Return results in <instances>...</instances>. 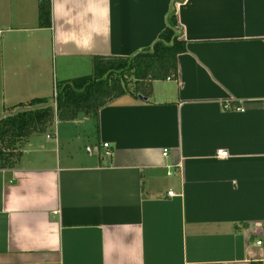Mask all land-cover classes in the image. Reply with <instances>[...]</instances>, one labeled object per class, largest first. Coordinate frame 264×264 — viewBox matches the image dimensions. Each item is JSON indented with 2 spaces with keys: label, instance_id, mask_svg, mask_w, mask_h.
I'll use <instances>...</instances> for the list:
<instances>
[{
  "label": "crops",
  "instance_id": "crops-1",
  "mask_svg": "<svg viewBox=\"0 0 264 264\" xmlns=\"http://www.w3.org/2000/svg\"><path fill=\"white\" fill-rule=\"evenodd\" d=\"M41 1L0 0V120L34 99L54 105L56 85L88 76L95 56L151 48L173 10L51 0L41 28ZM177 16V80L96 120H57L0 170V264H264V0H186ZM56 125L88 156L48 149Z\"/></svg>",
  "mask_w": 264,
  "mask_h": 264
},
{
  "label": "trees",
  "instance_id": "trees-1",
  "mask_svg": "<svg viewBox=\"0 0 264 264\" xmlns=\"http://www.w3.org/2000/svg\"><path fill=\"white\" fill-rule=\"evenodd\" d=\"M185 2L173 0L167 26L151 48L132 57L95 56L93 74L58 83L56 107L49 100L34 99L7 110L9 115L0 120V170L14 169L29 139L47 134L57 120L71 122L80 116L96 120L102 108L124 95L148 97L154 82L177 80L179 56L187 52L177 7ZM51 7V0L40 2L41 28L51 27Z\"/></svg>",
  "mask_w": 264,
  "mask_h": 264
},
{
  "label": "rangeland",
  "instance_id": "rangeland-1",
  "mask_svg": "<svg viewBox=\"0 0 264 264\" xmlns=\"http://www.w3.org/2000/svg\"><path fill=\"white\" fill-rule=\"evenodd\" d=\"M87 74H89V75L93 74V70L91 71V73H87ZM129 77H130V75L127 74V78H129ZM129 84H130V88H134V81L133 80H129ZM55 89L57 90V85H56V88ZM52 90L54 91V85H53V89ZM53 91H52V94H53ZM51 98L53 99V96H51ZM90 121L92 123L93 120H90ZM61 127H65V126H61ZM53 128L51 130H49L48 134L52 132ZM56 128H57V125L55 126V129H54V134H55L54 141L51 142V143H46L47 146H48V149H50V150L53 149L54 150L60 144L61 145V152L62 153H72V155H74V153H75L76 155H78V158H80L81 161H82V159L84 157L88 156V152L85 149V145H83L80 142H76V141H69V142H67L64 139V137H63V131L61 130V133L59 135V131H58V134H57V129ZM63 129L65 130V128H63ZM79 131H80L79 134H82L84 136V134L82 133V128L79 129ZM59 136H60V138H59Z\"/></svg>",
  "mask_w": 264,
  "mask_h": 264
},
{
  "label": "built area",
  "instance_id": "built-area-1",
  "mask_svg": "<svg viewBox=\"0 0 264 264\" xmlns=\"http://www.w3.org/2000/svg\"><path fill=\"white\" fill-rule=\"evenodd\" d=\"M168 80L170 81V80H172V79H168ZM56 98H57V90L55 89V94H54V105H53V106H55V107H56ZM228 110H230V106H229ZM235 110H236V111H242L243 108H242L241 106H238V107H236ZM47 138L50 139L51 136H47ZM104 147L107 149V148H109V145L105 144ZM165 155L167 156V153H166V152H165ZM218 156L225 158V157L228 156V153L225 152V151H219V152H218ZM169 175H172V174L169 173ZM169 196H173V193L170 192V193H169ZM257 244H258V245H261V242H258Z\"/></svg>",
  "mask_w": 264,
  "mask_h": 264
}]
</instances>
